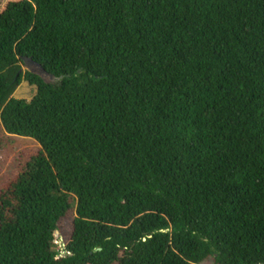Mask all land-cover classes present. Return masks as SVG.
<instances>
[{
  "label": "trees",
  "instance_id": "1",
  "mask_svg": "<svg viewBox=\"0 0 264 264\" xmlns=\"http://www.w3.org/2000/svg\"><path fill=\"white\" fill-rule=\"evenodd\" d=\"M3 133L0 264H264V0L9 1Z\"/></svg>",
  "mask_w": 264,
  "mask_h": 264
},
{
  "label": "rangeland",
  "instance_id": "2",
  "mask_svg": "<svg viewBox=\"0 0 264 264\" xmlns=\"http://www.w3.org/2000/svg\"><path fill=\"white\" fill-rule=\"evenodd\" d=\"M11 0H0V8H2L6 3ZM23 73L26 72L24 69V64L22 65ZM48 80L51 83H55L50 77ZM36 95V88L30 87L27 83H23L16 93L14 98L19 100L31 101ZM0 150V191L2 188L17 174L19 169L24 163V159L29 157V153H35L40 150V145L31 139L13 137L8 134L3 133ZM74 214L69 215L61 224L60 234L61 243L66 244L72 234V221ZM204 264H214V262L209 261Z\"/></svg>",
  "mask_w": 264,
  "mask_h": 264
},
{
  "label": "water",
  "instance_id": "3",
  "mask_svg": "<svg viewBox=\"0 0 264 264\" xmlns=\"http://www.w3.org/2000/svg\"><path fill=\"white\" fill-rule=\"evenodd\" d=\"M23 62H24V69L26 70V72L41 77L47 84L50 83L48 77L54 80V77L50 76L47 73V71L39 63L35 62L33 59L25 57L23 58Z\"/></svg>",
  "mask_w": 264,
  "mask_h": 264
},
{
  "label": "built area",
  "instance_id": "4",
  "mask_svg": "<svg viewBox=\"0 0 264 264\" xmlns=\"http://www.w3.org/2000/svg\"><path fill=\"white\" fill-rule=\"evenodd\" d=\"M68 255H70V254L68 253Z\"/></svg>",
  "mask_w": 264,
  "mask_h": 264
}]
</instances>
